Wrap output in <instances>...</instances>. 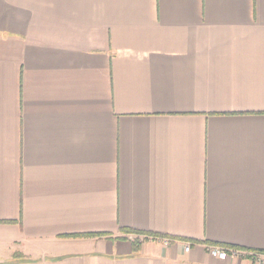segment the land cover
<instances>
[{"label":"crops","instance_id":"0c3cea01","mask_svg":"<svg viewBox=\"0 0 264 264\" xmlns=\"http://www.w3.org/2000/svg\"><path fill=\"white\" fill-rule=\"evenodd\" d=\"M209 245L264 252V0H0V264Z\"/></svg>","mask_w":264,"mask_h":264},{"label":"built area","instance_id":"2783aa9c","mask_svg":"<svg viewBox=\"0 0 264 264\" xmlns=\"http://www.w3.org/2000/svg\"><path fill=\"white\" fill-rule=\"evenodd\" d=\"M143 240L160 241L166 246L175 241L173 238L159 235H146ZM191 247L192 243L190 241H186L185 250L189 251ZM208 248L210 254L219 259H227L229 257L245 258L251 260L255 264H264V252L262 251L223 245H209Z\"/></svg>","mask_w":264,"mask_h":264}]
</instances>
